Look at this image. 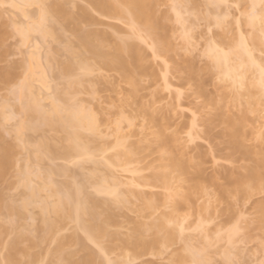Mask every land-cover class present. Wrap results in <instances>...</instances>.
Here are the masks:
<instances>
[{
  "label": "bare ground",
  "instance_id": "obj_1",
  "mask_svg": "<svg viewBox=\"0 0 264 264\" xmlns=\"http://www.w3.org/2000/svg\"><path fill=\"white\" fill-rule=\"evenodd\" d=\"M2 1L1 4H8L15 10L19 20L15 21L14 14L13 19L10 17L11 20L7 21L10 22L7 26L12 29L6 28L4 12L0 8V22H5L0 24V63L6 56L3 52L7 37L18 36L22 45H27L36 35L38 44L33 46L31 53L27 52L25 62L18 66H0V89L11 84L16 71L22 70L24 74L20 82L15 83L20 99L15 111L22 116L16 129L7 130V125L4 126L12 116L9 118L0 107V264H108L109 260L132 264L143 258H149L145 264H155L153 259L165 254H168L167 264L170 261L175 264H212L213 261L208 260L209 253L222 241L225 250L221 264H233L230 251L238 243L245 241L247 244L255 238L259 241L256 247L264 250V132L254 128L256 120L264 119V76L261 71L264 61L260 57V54L264 56V8L261 7L264 0H237V3H247L251 8V13L244 14L245 20L242 21V26L249 31L242 36L238 29L233 38L228 36L229 40L225 32L215 35L216 39L205 46L210 65L203 69L195 68L194 58H186L187 54L185 57L181 55L183 61L173 62L176 46L172 44L174 34L171 31L174 29L171 27L175 24H168L174 19L180 26L184 35L182 43L186 44L185 48L181 44L180 50L187 49L192 27L185 26L182 15L188 13L197 18L200 14L198 0L193 3L172 0L180 4L174 8L173 14L161 12L160 0ZM199 1L211 8V13L208 9L209 15L203 17L208 26L225 30L228 21L224 14L228 0ZM30 8L33 10L29 11ZM217 12H223V16ZM95 14L123 23L128 31L124 35H120L121 31L116 34L117 28L112 24L110 30L99 29L100 22ZM22 18L27 23L20 24ZM169 27L172 35L166 31ZM228 28L229 25L226 33ZM46 43H54L56 50L49 49L41 62L40 45ZM147 48H150L151 56L147 54ZM58 53L65 59L57 62L54 73L53 64ZM155 59L162 61L159 77L163 85H159L161 89L155 90L149 100L141 101V83L153 72ZM101 71H114L116 83ZM171 71L193 88L196 98L201 100L198 110L207 111L206 119L199 125H202L199 133L196 132L198 117L191 115L193 118L189 121L185 141L178 132L169 131V117L163 115L153 99L154 95L168 89L167 76ZM94 76L111 88L118 83L124 84L127 101L137 102L139 113L146 118L158 165L151 167V175L142 183L137 181V176L128 177L131 182L123 184L114 177L113 168H122L126 174L136 175L138 171L128 166L141 160L144 149L127 143L117 127L115 142L109 146L100 145L99 119L77 102L83 92L93 98L97 94ZM53 78L58 80L60 88L51 85ZM205 79L213 81L211 84L215 81L212 85L215 96L207 91ZM35 81L40 84L39 88L33 86ZM51 89L54 96L46 107L42 101L45 92ZM179 96L178 92L175 97L180 99ZM13 107L9 106L10 110ZM7 112L12 113L8 109ZM169 113L174 115V112ZM9 129L11 133L7 132ZM33 135H39V138L31 142ZM200 136L208 142V150L195 147L193 153H185L186 144ZM221 147L224 153L222 157L219 155V160L222 163L211 154L212 151L217 153ZM22 150L27 151L31 163L16 171L17 158ZM109 151L112 154L102 158ZM57 160L65 164L55 165ZM208 161L212 164L211 171L207 168ZM44 164H48L47 167ZM84 164H91L87 173L81 172ZM12 169L18 175L16 189L23 193L20 200L6 195V191L10 194V187H7L12 180L9 178ZM56 176L62 179L58 184L53 180ZM34 177L42 181L41 186L32 184ZM137 187L160 188L162 192L142 191ZM42 192H46L44 198L40 196ZM257 197L252 205L254 221L248 229L242 226L244 220L237 214V207ZM131 198L139 201L135 218H130L125 211ZM34 208L38 209V214L31 218V224L26 225L24 221ZM160 208L164 210L155 216ZM194 209L197 214L192 213ZM217 212L224 214L230 222L206 231L205 226H209L213 220L211 217L219 215H215ZM193 214L198 216L195 225L192 224L194 231L205 230L199 231L201 234L198 232L204 241L198 240V244L203 245L202 248L196 246L200 250L195 251L187 244L191 238L185 235V239L183 235L190 227L184 223ZM122 219L128 225L126 232L121 231L124 227ZM211 231L214 233L209 237ZM44 244L46 248L42 251L40 248ZM175 245L177 247L173 248ZM171 248L172 251L167 253Z\"/></svg>",
  "mask_w": 264,
  "mask_h": 264
},
{
  "label": "rangeland",
  "instance_id": "obj_2",
  "mask_svg": "<svg viewBox=\"0 0 264 264\" xmlns=\"http://www.w3.org/2000/svg\"><path fill=\"white\" fill-rule=\"evenodd\" d=\"M6 1H8V0H4V2H6ZM169 1L171 3L166 1V0H160V3L162 2V4L160 5L161 12L163 11L162 13L168 12L170 14V13H172V11L174 10L175 7H179V5H180L177 2H175V1H172V0H169ZM184 1H186V0H184ZM188 2L193 3L195 1L194 0H188ZM197 3L198 4L200 3L198 5V9H199V13L200 14H199V16L197 18L194 17L193 15H190V14L188 15V13H183V15H182V18L186 20L185 26L191 25V27H192L191 32H190L192 37L189 38V41L187 42V46H188L187 49H184L185 48L184 45H186V44L182 43V42H184V40H183L184 35H183L182 31L180 30L181 29L180 26H178V24H176L174 19L172 21L171 20L168 21V24H169V22L171 23V25L175 24L174 26L172 25L173 28L171 27L172 30L174 29V31H171V33L174 34L171 37H172V41L174 42L172 44H175L174 46H176V47H174V48H176L175 49L176 52L173 53L174 57L170 53H169V56L171 58L172 57L174 58V59L172 58L173 62L174 61L176 62L178 60L179 61H183L184 58L182 56H184V54L185 55L187 54L186 58H188V57H190L191 59L194 58L193 61H195V62H193V65H194L195 68L198 67V69H199V67H200V69H203L204 67H207V65L208 66L210 65V60L205 54V50H206L205 46H207L206 44L208 42L212 41L213 39H216L215 35H217L218 33L221 34V33L225 32V35L227 36V40H229V38L230 39L233 38L234 34H237L236 31L238 29L240 30L239 32L241 33L242 36L247 35L246 32L249 31V28H245L246 26L245 27L242 26L243 25L242 21H243V19L245 17L244 14L251 13V11H250L251 8L249 7V5L247 3H244V4L241 3L240 4L239 2L237 3V0H228L227 5H226L227 9L225 8V10H227L226 13L223 10L224 13H225L224 14L225 15L224 18L226 17V19L228 21L227 26L229 25L228 33H226L227 32L226 31L227 26L225 27L226 28L225 30H224V28L223 29H221V28L218 29V27H212V26L209 27L208 26V23H206V21L203 19V17L207 16V15H209V13H211V11H210L211 8L209 9L208 6H206V7H208V8H206L204 3L199 1V0L197 1ZM236 6H239V7L237 8ZM0 8L4 12V16L5 17H3V18H4V21H6V23L5 22L4 23H5V26L7 28L8 27L7 26L8 23H10V22H7V21L11 20V18H12V16L14 14H15L14 15L15 19L17 17L16 13H15V10L11 9L8 4H4V5L1 4ZM31 9L32 8H30L29 11H31ZM208 9H209V13H208ZM173 13H174V11H173ZM217 13H219V12H217ZM221 13H223V12H220L218 14L220 17L223 16V14H221ZM164 14H166V13H164ZM95 17L100 22V24L97 26L99 29L110 30V25L112 24V26L114 25L117 28L116 34H119V32L121 31L122 33L120 32V35H122V34L124 35L125 32L128 31V27H126V25H124L121 22L117 23V21L114 22L113 20H109V19L100 17L97 14H95ZM169 18L172 19V17H169ZM17 19L15 21L19 20V19L18 20ZM226 19H225V21H226ZM23 20H24V18H22V20H20L21 21L20 24L27 23V20H24V21ZM1 23L4 24L2 22V20H1L0 24ZM168 24H167V26H170ZM224 25H226V24H224ZM178 28H179V30H178ZM9 29L11 30L12 28H9ZM166 31H167V33L169 35H172L170 33V27L167 28ZM12 34H14V33H12ZM5 36H7L6 32H5ZM33 36L34 37L32 39L30 38L31 42L29 41V43H27V45L26 44L22 45L20 37H18V36L11 35V36L7 37V40H5L6 42L4 43L6 48L4 46V52H3L4 53L3 55L6 54V56L4 57L2 55L3 56L2 58L5 59V60L3 61V59H2V61L0 63V66H1V64L3 66L10 65V64H13V65L16 64L18 66L21 62H25L26 56L28 55L27 52L31 53V51L34 50L33 46L38 44V42H36L37 41L36 37H35L36 35H33ZM228 36H232V37L228 38ZM181 44H183L182 47H184L182 50H180L182 48ZM40 46H41L40 47V61L41 62L43 61V57H44V55H46V52H48L49 49H50L49 51H51V50L55 51L56 50V45L54 43H52V44L51 43H46V44H43V45H40ZM177 47L179 49H177ZM184 50H186V52ZM146 51H147V54L149 56H151L152 53H151L150 48H147ZM260 57L261 58L263 57L262 59L264 61L263 54H260ZM64 59H65V57L61 53H58L56 55L55 62H54L55 64H53L54 73L57 71V68H58L57 62H61ZM178 63H180V62H178ZM262 66H263V64H262ZM161 67H162V61L160 59H155L154 60V69H155V71L153 69V72L150 73V75L154 76V75H156L154 73L158 72L157 73L158 76L156 75L154 77L153 76L151 77L149 75L142 81L141 90L139 92V97H140L141 101L149 100L151 94H154V91L155 90L157 91V89H159V85L160 86L163 85V82L160 80V77H159ZM21 71L22 70L16 71L14 79L10 82L11 84L9 83L10 85H12V84H14V85L10 86V85L7 84V85H5V87L3 86V88L1 87V89H0L1 90L0 91V105H1L0 107H2L3 110H5L4 112H6V114L9 116V118L12 116L10 118V120L8 119L9 120L8 122L6 121L7 124L5 123V125H4L5 127L7 125V130H8V128L16 129L17 127L15 128V126H18V124L22 120V116L15 111V107L20 103V99L18 97L17 88H16L17 84H15V83L20 82L19 80H21L22 77L24 76V74H22ZM174 72L171 71V72L168 73V76H167L168 85H169L168 89L162 91V93H159V94L156 93L157 95H154L153 99H155V101H156V106L161 108L163 115L165 117L166 116L169 117V121H168L169 131H176V132L179 133L180 137L183 140L184 139L187 140V136H188V132H189V125H190L189 121L192 120V118H193L191 115L195 116L196 118L198 117L197 119L200 120V121H197V119H196V123H197V126H196L197 131L196 132L199 133V130L201 131V129H202L201 128L202 125L201 126H199V125H200V123H203V121L206 119L207 111L203 110V109L202 110H198V106L201 104V100L196 98V95L194 94L193 88L188 86L183 80L179 79L178 75L176 74V72L175 73ZM101 74L107 76L108 79L112 83H116L117 74L114 71H101ZM17 76L18 77L21 76V77L18 78ZM93 80H94L95 88L97 89V94L93 98V97H90L86 92H83V93H81L78 96L77 102L79 104L85 106L88 110H90L99 119L100 124H101L100 129H101V132H102L101 137L99 139V144L100 145L109 146L110 144H113L115 142V140H116L115 130H116V127H117V128L120 129V132L123 135V137L125 138V140L127 141V143L135 145V146H138V147L144 149V152L141 155V160L139 162L132 163V164H130L128 166L129 169L131 168V169H135L136 171H138V173L136 172V175H135V173L131 175V173H129V172L126 174V171H124L122 168H117V167L113 168L114 169L113 170L114 171V173H113L114 177L116 176L119 180L122 181L123 184L124 183L128 184L129 182H131L130 178H133V177L137 178V176H138V180L137 181L141 180L140 182L142 183L144 181L143 180L144 178L146 180L151 175V173H152L151 167H154V166L158 165V161L156 160V153L154 152V147L155 146L152 144L151 130L147 128L148 126H147L146 118L139 113V111H138V103L137 102H135V101H127V99H126V97H127V87L124 84L118 83L115 88H111L110 85H106V84L102 83L101 81H99L96 76L93 77ZM205 81H207V83L204 82L207 91H210V94L213 95V92H215L214 91L215 88L212 85L215 84V81H214V84H211V83H213V81H210V80L208 81V79L207 80L205 79ZM50 83H51V85H54V86L56 85L57 88L61 87L60 85H58V80H55L54 78L51 80ZM33 86L35 88H39L40 84L35 81L33 83ZM178 92L180 94L179 97H181L180 99H177L175 97V95ZM45 95H46V97L43 99L42 103L47 107L50 104V102L52 101L51 99H53L54 92H53L52 89L51 90H47L45 92ZM213 96H215V93H214ZM10 102H11V105H10ZM12 103L14 105V107H13L14 109L12 108L10 110L9 106L12 107L13 106ZM5 104H7V109L9 111H11L13 114L7 112V109L5 108ZM263 107H264V104H263L262 108ZM171 109L172 110L175 109V111H172ZM170 111L174 112L173 116H171V114L169 113ZM263 113H264V108H263L262 114ZM263 121H264V119H262V118L260 119L259 118L258 120H256L254 122L255 130H258L260 132H264V122ZM10 129L7 132H10ZM11 131H13V130H11ZM38 138H39V135H33L30 138L31 139L30 141L34 142ZM208 145H209L208 142L206 140L204 141V138H202L200 136L198 139H196V141L194 140L192 143H187L186 144L187 147L185 149V151H186L185 153H188V154L193 153L195 147H199L202 150H208L207 148L210 147ZM219 150H218L219 151L218 152L217 149H215V151H217V153L212 151L211 154L220 163H222V161H220L219 158L222 157L224 151H222V147L219 148ZM110 152H112V151H109L107 154L106 153L103 154L102 158H104L105 156L107 157ZM110 154H112V153H110ZM219 155H221V156L219 157ZM102 158H100V159H102ZM17 159H19V161L17 162L15 170L16 169L18 170L20 168L19 169V171H20V170H22L24 168L25 165H27V163L28 164L31 163L28 160V153H27L26 150H24V151L22 150V153H20L18 155ZM54 164L55 165H62V164H65V163L62 160H57V161L54 162ZM47 165L48 164H46V165L44 164L43 166L47 167ZM211 166H212L211 162L208 161L207 162V168H208L209 171H211ZM44 167H43V169H44ZM91 168H92L91 164H84L82 166L81 172L82 173H87V172H89L91 170ZM12 171H13V169H12ZM13 172H15V171H13ZM13 172L11 173L13 178H12V176L9 177L12 180L9 181L10 185L7 187V188L10 187V189L8 190L9 191L8 193H10V194L9 195L7 194V191H6L7 189L5 191H6V195L8 196V198L11 196L10 199L20 200L23 197V193L20 192L19 189H16V185H17V182H18V175H17V172H15L14 174H13ZM128 177H130V178H128ZM140 177H142V178H140ZM53 180L55 181L56 184H58V183H60L62 181V179L60 177H58V176L53 177ZM140 182H137V183H140ZM32 184L34 186L39 187V186H41L42 181L40 179L34 177L33 180H32ZM123 186H124V188H126V185H123ZM137 188H138V190L140 188L142 191L145 190V191L154 192V193H161L162 192V190L160 188H152L150 190H148L147 188H143V187H137ZM6 195H5V197H7ZM40 196H41V198H44L46 196V192H42L40 194ZM257 199H258V197L255 198L254 200H251L248 203H245L243 205H238V207H237V210H238L237 214H240L242 216L243 220H244V221L241 220L243 222L242 226L246 227L248 229L252 226L253 221H254L253 220L254 219V214H253V211H252V205H253L254 201L257 200ZM201 201L202 200H200V202ZM200 202H197V203L199 204ZM138 204H139L138 200H136L135 198H131V202L127 205V207H128L127 210H125L127 215L130 218H135L134 211H135V209H136ZM193 204H195V202ZM198 204H197V206H198ZM193 207H194V205H193ZM194 208L196 209L197 207H194ZM198 209H199V207H198ZM163 210L164 209L160 208L156 212L155 216L158 215L159 213H161ZM191 211H193V210H191ZM196 212H197V210H195V212L193 211L192 213L197 214L198 212L197 213ZM37 214H38V209L37 208L31 209L29 211V213H28V218L25 219L24 223L26 225L31 224L32 223L31 218H33V217L36 218ZM216 214H219V213L217 212V213H215V215ZM219 215H216L214 217V214H213L214 218H212L211 217L212 214L210 216L209 213H208V216L211 217V218L210 217L209 218L213 219V220L212 221L210 220L211 221L210 224L208 223L209 224V226H207L208 228L205 226L206 231L208 230L210 232V229L212 230L213 226H215V227H223V226H226L225 225L226 221H227L226 224H228L230 222V221L227 220V218H225L223 216L224 214H219ZM238 216L239 215H235V217H238ZM241 216H239V217H241ZM197 217H198L197 215L195 216L193 214L192 216H190L185 221L184 225L185 226L187 225V226H190V227H188L187 230H186V228L184 226V229L186 231L183 232V233H186V234H183L184 237H185V235H187V238H188V236L191 238L190 240H191L192 244L191 243L189 244L190 240L188 242L187 241L186 242L192 248V250H194V251H195V249L196 250H200V248L199 247L197 248L196 246H201V248H202L203 244L202 245L198 244V240L201 239L200 241H204L202 236L200 237V235L198 234L199 231L203 232L204 229L203 230L201 229V230H198V231H194L195 227L192 226V224H194V222H195V218H197ZM228 218H230V217H228ZM141 219L143 221H148L149 220L148 218H141ZM122 220H123V223H124V227L121 229V231L122 232H126L128 225L125 224L124 219H122ZM196 221H197V219H196ZM240 225H241V223H240ZM191 226L193 228H191ZM215 227H213V229ZM243 227H241V228H243ZM248 229H247V232L249 233ZM205 233H203V236H204ZM213 233L214 232H212L211 234L209 233L210 234L209 237H211L213 235ZM241 233L242 232H240V234ZM254 235H257V232ZM206 236H208V234H206ZM240 237H241V235H240ZM185 239H186V237H185ZM239 239L240 238H238V240ZM256 240H258V238H255V240H251L252 242H250V241L247 242V244L245 243V241L243 243L236 242V244L238 243L237 244L238 246L235 245L236 248L239 247L240 249H237V251H236V248H235L232 251H230V254H229V257L232 258V259L230 258V260H232L234 262L233 264H235V261H236V264L237 263L238 264H261V261H264V252H263L264 250L260 251V249H258V247H256V244L259 243V241L257 242ZM44 245L40 248L42 251H45L44 248H46V245L45 246ZM216 245L214 246L215 248L212 247L211 250H213L214 252L210 251V253H212V254L209 253L208 260H209L210 263H211V261H213L214 263L212 262V264H221L223 262L221 257L223 255L222 253L225 250V243L222 241V242H219L217 246ZM223 245H224V248H223ZM48 247L49 246H47V249H48ZM176 247H177V245L173 246V248H176ZM173 248L168 250L167 253L172 251ZM263 249H264V247H263ZM238 250H243L245 253L243 254L242 251H241L242 252L241 253ZM219 251H220V253H219ZM253 251H255V252H253ZM39 253H40V251H39ZM43 253H41V254H43ZM111 255L114 256V254H111ZM167 255L168 254H165V255H163L160 258L153 259L155 264H167ZM113 256H111V257H113ZM148 259L149 258H143L141 261H138V262L136 261L135 263H132V264H145V262ZM44 264H46V263H44Z\"/></svg>",
  "mask_w": 264,
  "mask_h": 264
},
{
  "label": "snow or ice",
  "instance_id": "obj_3",
  "mask_svg": "<svg viewBox=\"0 0 264 264\" xmlns=\"http://www.w3.org/2000/svg\"><path fill=\"white\" fill-rule=\"evenodd\" d=\"M236 7L238 8L239 6H236ZM261 7L264 8V2H262ZM253 9H255V5H253ZM261 71H262V76H264V68H262ZM262 83H264V80H262ZM262 190H264V184H262ZM262 211H264V210H262ZM108 264H118V262L113 261V260H109ZM168 264H175V262L170 261V262H168ZM261 264H264V261H261Z\"/></svg>",
  "mask_w": 264,
  "mask_h": 264
}]
</instances>
